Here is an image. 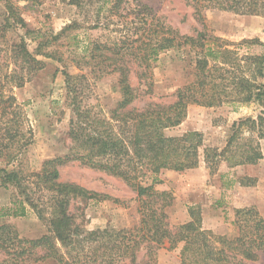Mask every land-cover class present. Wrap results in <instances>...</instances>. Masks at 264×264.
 Listing matches in <instances>:
<instances>
[{"label": "trees", "instance_id": "1", "mask_svg": "<svg viewBox=\"0 0 264 264\" xmlns=\"http://www.w3.org/2000/svg\"><path fill=\"white\" fill-rule=\"evenodd\" d=\"M123 1L135 0L115 3L119 5ZM182 1L200 24L199 28H193V33H180L152 13L147 4L137 0L140 6L137 18L142 30L136 38L126 33L111 44L93 40L84 50L86 54L80 58V65L88 67V76L98 80L104 75H117L119 100L107 117L87 120L90 108L79 109L77 104L81 100L73 84L85 74L63 72L69 104L76 106L75 118L69 122L74 146L65 155L44 160L39 171L29 174L21 173L15 166L32 135L31 129L25 128V113L11 88L23 86L43 67L40 57H49L51 53L42 51L44 42L29 50L24 36L10 45L13 67L3 74L0 70V186L7 188L11 183L19 196L16 201L20 206L11 215H25L26 204L49 231L28 238L21 236L14 225L1 223L0 264H35L46 260L57 264L80 263L77 256L62 250L69 242L80 250L86 239L73 238L78 230L69 213L71 200L76 196L105 199L107 195L60 180L58 166L70 159L120 177L136 192V224L116 231L117 243H101L92 249L102 264H114L118 259L121 264H155V253L165 243L168 249L183 243L180 264H250L259 253H264V218L254 207L236 209L237 236L221 238L202 229L199 210L190 209L188 222L171 226L166 208L173 203L172 194L155 189L152 183L139 182L147 172L155 179L154 175L161 169L182 171L205 165L215 170L220 162L235 167L256 164L264 158V42L257 38L226 41L215 36L204 23L206 12L212 9L264 15V0ZM4 3L6 14L0 38L5 31L17 27L24 29L25 36L33 33L19 8L11 0ZM181 46H189L194 53V80L177 89L171 102L158 101L152 93L150 60L161 50ZM7 86L10 87L6 90ZM143 97L147 100L137 107L135 104ZM189 103L227 104L235 108L254 105L256 112L234 120L223 146L215 147L205 144L203 134L197 130L175 136L165 134L166 128L178 125L185 118ZM253 182L250 177L239 180L244 185ZM36 194L39 196L35 198ZM138 250H144L140 259Z\"/></svg>", "mask_w": 264, "mask_h": 264}, {"label": "rangeland", "instance_id": "2", "mask_svg": "<svg viewBox=\"0 0 264 264\" xmlns=\"http://www.w3.org/2000/svg\"><path fill=\"white\" fill-rule=\"evenodd\" d=\"M11 1L19 8L20 15L33 29V33L25 36L24 29L18 27L3 33L0 38L1 74L12 69L13 59L10 57L9 47L18 42L21 36H24L29 50H34L38 42H44L42 51L51 53L49 57H40L44 62L43 67L34 72L23 86L11 88L25 113V128H30L32 135L15 166L21 173L29 174L39 171L44 160L65 155L74 146L69 136V122L75 118L73 108L76 106L69 104L64 71L71 75L85 74L84 78L74 80L73 84L81 100L77 104L79 109L90 108L87 120L107 117L110 109L116 105L119 100L117 75L108 74L94 80L87 74L88 67L80 65V58L86 54L84 50L93 40L111 44L126 33H132L133 38H136L142 30L139 29L137 18L140 6L137 5V0L129 3L123 1L119 5H116V0ZM139 1L147 4L152 13L160 16L180 33L191 34L193 28L200 27L190 7L185 6L182 0ZM5 14L4 0H0V28L4 24ZM151 21L152 18H149L148 22ZM204 23L215 36L226 41L240 42L243 39L257 38L264 42V15H242L212 9L206 12ZM149 25L147 24V28ZM194 67V53L189 46L158 52L150 60L148 70L155 99L171 102L177 89L194 80ZM135 84L138 85V79ZM145 100L147 97H143L135 105L140 107ZM255 112L254 105L235 108L227 104L205 106L189 103L185 118L178 125L166 128L164 132L168 136H175L188 130H197L203 134L205 144L221 147L231 123ZM58 169L60 180L72 181L85 189L107 195L105 199L72 198L69 213L78 230L73 238L86 239L80 250L75 249V244L70 242L62 247L63 252L81 260L75 264H102L100 257L92 254V249L101 243H117L119 238L115 236L116 231L136 224V192L122 178L92 168L77 159L63 162ZM143 171L144 169L142 173ZM154 176L155 179L147 172L142 174L139 182L143 185L152 183L155 189L172 194L173 203L166 208L171 226L188 222L190 209L195 212L199 210L202 229L214 236L232 238L238 234L236 209L254 207L264 218V158L256 164L235 167H228L225 162H220L215 170H209L205 165L182 171L161 169ZM242 177H250L254 182L249 185L240 184ZM8 184L7 188L0 186V224L10 223L21 236L28 238L48 233L46 224L26 204L25 215H11L20 205L16 201L19 196L15 187ZM38 196L36 194L35 198ZM5 212L10 215L2 216ZM89 232L93 234H88ZM101 235H105L107 239ZM167 246L165 243L164 247L158 248L155 264H180L183 243L180 242L171 249ZM137 253L140 259L144 250H138ZM145 258L144 256L143 259ZM35 264L57 263L46 260ZM114 264H121V260L118 259ZM250 264H264V253H259L258 258Z\"/></svg>", "mask_w": 264, "mask_h": 264}]
</instances>
